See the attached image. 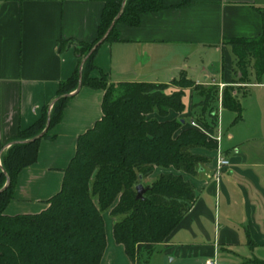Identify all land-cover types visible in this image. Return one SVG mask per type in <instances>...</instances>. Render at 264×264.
I'll return each instance as SVG.
<instances>
[{"label":"crops","instance_id":"1","mask_svg":"<svg viewBox=\"0 0 264 264\" xmlns=\"http://www.w3.org/2000/svg\"><path fill=\"white\" fill-rule=\"evenodd\" d=\"M163 3L165 9L143 14L137 27L118 24L120 39L100 46L94 59L98 69L92 77L100 78L103 73L114 84L169 83L185 72L196 84L215 81L226 86L235 73V57L227 40L254 39L264 34V0ZM104 7L102 0H0L3 152L20 131L40 120L45 108L52 109L61 82L77 70L80 59L76 44L93 43L98 38ZM211 51L221 54L223 60L225 53L228 55L227 80L199 82L195 77L200 65L191 64V60L202 54L199 60L205 62ZM202 70L206 71L204 66ZM72 95L62 121L49 132L50 138L41 140L37 161L19 173L5 214L46 210L49 200L62 188L65 170L76 155L78 138L102 119L105 91L84 87ZM222 140L220 152L231 166L219 174L214 161L217 150L209 153L195 149V154L211 159L197 176L157 168L143 180V184L150 185L170 172L182 175L198 191L192 209L161 244L164 254L174 260H204L206 264L222 252L239 255L240 248L254 252L264 247V163L252 161L239 149L231 155L223 148ZM105 225L107 248L101 264H124L125 249L114 239V224L105 220Z\"/></svg>","mask_w":264,"mask_h":264},{"label":"trees","instance_id":"2","mask_svg":"<svg viewBox=\"0 0 264 264\" xmlns=\"http://www.w3.org/2000/svg\"><path fill=\"white\" fill-rule=\"evenodd\" d=\"M102 1L105 7L98 38L93 43L76 44L80 59L77 70L61 82L52 109L45 108L39 121L20 131L7 144L8 150L0 148V264H101L107 248L104 214L109 211L116 218V243L123 245L133 263L138 262L143 251L152 252L172 234L196 203L198 191L182 175L170 172L144 185L141 199L136 198L137 186L157 168L197 176L211 159L193 150L218 148L201 132L185 129V120H166L172 112H184V96L192 91V97L197 92L199 95L191 110L202 109V120L196 121L214 127L218 123L214 107L219 100L218 86L203 93L205 85L185 75L170 83L118 84L110 83L103 73L100 78L91 76L98 69L94 59L100 46L119 41L118 24L137 27L143 14L165 9L163 0H126L124 8V0ZM227 44L242 80L252 60L256 77H264V34L254 39L227 40ZM80 84L81 89L105 91L102 119L78 138L62 188L49 200L46 210L5 214L19 173L37 161L41 140L50 138L49 132L62 121L72 93L81 90ZM223 107L238 113L237 120L241 119V103L229 88L223 95ZM152 115L156 117L149 119ZM204 116L208 120H203Z\"/></svg>","mask_w":264,"mask_h":264},{"label":"rangeland","instance_id":"3","mask_svg":"<svg viewBox=\"0 0 264 264\" xmlns=\"http://www.w3.org/2000/svg\"><path fill=\"white\" fill-rule=\"evenodd\" d=\"M210 53H212L210 56L206 54L207 58H205V62L199 60L201 59L202 54L195 56L193 60H191V64H196L197 66L200 65V70H198V74H196L197 76H194L196 78L195 80H198L199 82H206L207 80L212 79H216L217 81H222L223 79L227 80L229 74L227 68L228 55L225 53V58L223 60L221 54L215 53V51H211ZM229 55L232 56V53H229ZM223 62L225 66L224 71L222 68ZM203 66L206 71L202 70ZM239 73L242 74L239 69H236L232 82L229 85H226L229 87L219 85L215 81H209L204 84L205 86L202 92L206 93L208 90L218 86L219 100L215 103L214 107L217 110V120H220L223 148L230 151L231 155H234L235 151L239 149L241 153L248 154L252 161L264 163V77L261 80L256 77L254 60L249 61L247 77H245V79H241L242 75L238 78ZM183 75L187 76L185 72H182L173 80L179 81L182 79ZM226 88L233 90V94L241 103L242 113L241 119L239 120H237L239 117L238 113L226 110L223 107V95ZM198 95L197 92L196 95L192 97V91H187L183 99L186 106L184 112L181 114L172 112L173 117H168L166 120H185V129L193 128L205 135L208 141L216 143L200 128L190 126V120H202V109L200 107H197L193 111L191 110V105L198 102ZM153 117L156 116L152 115L148 118L150 119ZM203 120L208 119L204 116ZM201 125L204 129L210 131V133H213L212 131L214 130L215 134L218 135L219 128L217 125H214V127H206L203 124ZM216 150L219 151V146ZM209 153H214V151H209ZM143 185L146 186V184ZM107 213L108 212L104 214L106 222H110L111 224L113 222V224H115L116 218ZM238 253L239 255H231L227 252H222L215 258V261L217 264H252L248 263L246 260H254L256 258L264 260V247L254 252H250L247 248H240L238 249ZM122 254L126 260L124 264H205L204 260H198L197 263L183 259L174 260L173 256H167L164 254V249L161 245L152 252L143 251L139 256V261L136 263L129 260L126 253H124L123 248ZM117 264H121V262H118Z\"/></svg>","mask_w":264,"mask_h":264},{"label":"built area","instance_id":"4","mask_svg":"<svg viewBox=\"0 0 264 264\" xmlns=\"http://www.w3.org/2000/svg\"><path fill=\"white\" fill-rule=\"evenodd\" d=\"M219 121V124L217 125L218 126V135L215 134L214 130L212 131L213 133H210V131L206 130L203 128V126L197 122L196 120H190V126L191 127H194V128H200L202 131L205 132V134L210 138L212 139L213 141H215L217 143V145L219 146L220 143H221V140H222V133H221V128H220V120ZM201 126V127H200ZM216 157L214 159L215 161V165H216V168H215V172L216 174H219L220 172H222L224 169H227L231 166V163L228 159H226L223 154L220 152V147H219V151L216 152ZM206 264H217L216 261H215V258H212V259H209L207 261Z\"/></svg>","mask_w":264,"mask_h":264},{"label":"water","instance_id":"5","mask_svg":"<svg viewBox=\"0 0 264 264\" xmlns=\"http://www.w3.org/2000/svg\"><path fill=\"white\" fill-rule=\"evenodd\" d=\"M125 3H126V0H124V2H123V8H124V6H125ZM122 8V9H123ZM115 25V22H113V24H112V26H111V28H110V30L112 29V27ZM109 30V31H110ZM104 40H102L101 41V43L103 42ZM100 43V44H101ZM100 44H98V45H100ZM239 76H241V74H239ZM79 89H81V84H80V86H79ZM46 131V130H45ZM39 137H42V134L39 136ZM145 191H146V189H145V187H144V185L143 184H139L138 186H137V199H141V198H143V195H144V193H145Z\"/></svg>","mask_w":264,"mask_h":264}]
</instances>
